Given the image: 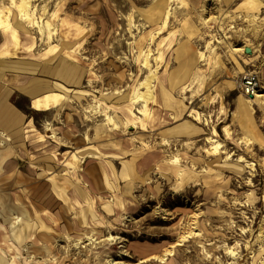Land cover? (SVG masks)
I'll list each match as a JSON object with an SVG mask.
<instances>
[{
	"label": "rangeland",
	"instance_id": "374dc122",
	"mask_svg": "<svg viewBox=\"0 0 264 264\" xmlns=\"http://www.w3.org/2000/svg\"><path fill=\"white\" fill-rule=\"evenodd\" d=\"M184 1L188 6L182 0L167 2L166 28L157 35L164 18L154 14L155 0H32L35 20L51 19L50 45L11 15L21 39H33L34 54L56 50L33 60L12 49L1 55L0 96L7 91L3 77L19 75L37 84V95L52 89L70 102L37 112L21 92L3 95L2 104L17 116L13 123L0 117V264L9 258L3 239L19 250L21 264L26 257L27 264H109V259L119 264H264V231L262 242H254L264 225V0ZM242 13L255 16L260 26L255 38L244 32L248 22ZM68 26L76 39L62 38ZM169 34L171 47L157 75L164 73L172 95L171 109H163L176 117L172 124L148 133L120 125L112 130L98 112H85L93 99L118 106L140 89L147 74L143 52L147 46L156 52V43L169 41ZM245 39L255 51L233 53L231 46L240 47ZM66 50H75L82 63L67 73ZM149 61L154 68L152 57ZM248 73L257 75L255 93L261 95L252 110L245 100L254 95L240 89ZM141 106L137 102L134 112ZM110 116L118 119L119 114L111 111ZM28 119L60 164L26 141ZM243 136L252 142L248 150L239 144ZM207 137L230 158L205 157ZM162 139L188 169L186 181L157 170L158 159L151 158L164 148ZM72 157L80 168L78 180L63 168ZM247 160L254 171L245 166ZM205 166L209 171H202ZM194 214L192 227L199 235L177 245ZM108 235L118 238L107 241ZM170 245L172 254L160 260Z\"/></svg>",
	"mask_w": 264,
	"mask_h": 264
},
{
	"label": "bare ground",
	"instance_id": "6f19581e",
	"mask_svg": "<svg viewBox=\"0 0 264 264\" xmlns=\"http://www.w3.org/2000/svg\"><path fill=\"white\" fill-rule=\"evenodd\" d=\"M167 2H169V0H155L154 2V14H157L158 16L162 14V17L164 18L162 19L161 26L157 29L155 33L157 35L161 34L163 32V29L166 28V22L168 19ZM182 2L184 3V6H188L187 2H185L184 0H182ZM35 11L36 9L35 6L32 4V0H8L7 6L0 5V34L2 38V43L0 44V56L8 51H11L9 49H12V54L21 51V53L27 55L30 60H33V57H38V54H34L32 52L33 47H35L33 39H31L30 37H25L24 40L21 39L16 25L11 22V15L13 13L17 16V21L24 24L28 29L35 28L37 34L40 36V40H42V38H44L45 36V44L50 45V43H52V34H54V29L52 27L51 19L49 18L43 22V20H41V16H39L38 21H36ZM44 12L45 8H43L42 14H44ZM240 17H242L244 21L248 22V25L243 29L244 32H251L253 36L252 38H255L260 31V26L256 24L255 16L248 13H242ZM202 21L203 23H206L207 19L203 18ZM61 31L63 34L62 38L65 40L66 38H69L71 36L74 40L78 36L77 32L75 33L73 29L69 26L66 30ZM171 36L172 34H169V41H158L156 43L155 48L156 52L154 53L152 52V49H150L149 46L146 47L145 51L143 52L142 67L147 69V74L138 85L140 89H134L133 94L127 99V101L119 104L118 106H115L112 104H106L105 102H99L93 99L92 104L85 108V112H98L100 114L99 116H102L106 120V123L111 126L112 130H116L118 125H120L124 130L127 128H132L140 129L142 133H148L150 131L155 132L159 130L163 124H172L176 118L174 114L163 113L164 107L167 108L165 110L171 109L172 95L165 88V85H167V79L164 73L157 75V69L159 67L158 65L160 63V60L164 52L171 47ZM144 38L145 37L143 35L137 40V46L139 48H141V46L143 45ZM153 38L154 35L149 34V40L151 42ZM68 42L69 41H65L66 44H68ZM244 48H249L251 53L255 51V47H253L250 43V40L247 39L243 41L240 47L231 46V51L233 53H241L243 52ZM53 50L55 51L56 48H49L43 55H39L38 58L45 57L50 51ZM75 54V50H66L64 52L63 56L67 64V66L64 67V71L66 73L68 71H71L70 68H78L79 65L82 64L79 57H77ZM151 57L154 61V68L150 66L149 59ZM3 83L7 87V91L0 96V117L10 123H13L16 120L17 115L15 114V109L12 110L2 103L3 95L6 96V94H8L12 89L17 90L29 97L30 108L37 112H47L49 110L62 107L66 103L70 102L69 98L66 95L57 93L52 89H48L47 92L37 95V93L39 92V87L37 86V84L28 82L26 78L20 77L19 75H6L5 77H3ZM99 93H101V95H107L110 92L104 93L103 91H99ZM114 93L116 94V92ZM260 97L261 95L254 93V98H247L245 100L247 107L252 110L253 104H255V102L258 101ZM162 98L165 99V102L162 101ZM137 102H142V106L141 108H138L136 112H134L133 108ZM111 111L115 112L116 114H119L118 119L114 118L113 116H110ZM85 120L89 121L90 119L86 117ZM0 134L2 133L0 132ZM24 134V138L26 139V141L29 142V144L39 147L40 149H42V153L50 154L51 158L54 159L55 162L59 164L61 163L60 160H58L55 156V150L50 152V150L48 149L46 141L41 137V135H39L38 131L35 129L32 119H28L27 124L24 128ZM206 142L210 143V146L203 151L205 157H215L218 155H223V161H226L230 158V153L228 151L225 152L223 150L219 151L218 144H212L215 141L212 140L210 137H207ZM239 144H243L245 146V150H248L252 146V142L250 141V139L244 136L239 141ZM160 146L164 148L158 151L157 153L153 154L154 157L151 158L158 159V163H156L157 170L169 173L180 181H186L187 177L189 176L188 169L179 165L177 153H174V151L172 150L170 151L171 144H168L164 139H162L160 142ZM175 152H178V150L175 149ZM250 158L252 161L255 160L254 156H250ZM74 160L75 159L72 157V159L65 162L63 164V168L65 171L69 172L74 178H76V180H78V172L80 171V168L78 167L77 163L74 162ZM237 160V162H244L242 156H238ZM146 161L148 160H144V162ZM255 161L262 164V161L260 160ZM191 164L192 166H194L193 161L191 162ZM245 164V166H247L250 171L255 170L253 162L247 160L245 161ZM105 167L108 169L107 166ZM202 171H209V168L206 167V169H203ZM118 202H120L119 198L115 197L113 200V206L116 210L120 208ZM162 214L167 215L166 211H163ZM196 216L197 214H194L192 222H188L183 226L182 234L178 237V240L176 242L177 245L181 244L182 241L186 240L190 236L196 237L199 235L198 232L195 231L196 229L194 228ZM263 228L264 225H261V227L258 228V234L256 235L254 242H262V235L264 231ZM117 238V236L108 235L105 237V240L113 241ZM1 246L9 254V258L6 259L7 261L5 264H21V253L14 246H12L7 239L2 240ZM173 247L174 245H170L168 248H166L163 251L162 255L159 257L160 260H163L167 255H171ZM228 253L232 254V251H228ZM122 254L125 255V251H122ZM29 258L30 257L23 258V263H30V260H28ZM108 263L119 264L118 261H114L112 259H109Z\"/></svg>",
	"mask_w": 264,
	"mask_h": 264
},
{
	"label": "built area",
	"instance_id": "2783aa9c",
	"mask_svg": "<svg viewBox=\"0 0 264 264\" xmlns=\"http://www.w3.org/2000/svg\"><path fill=\"white\" fill-rule=\"evenodd\" d=\"M259 80L256 74L248 73L241 77L240 89L247 96H253L258 90Z\"/></svg>",
	"mask_w": 264,
	"mask_h": 264
},
{
	"label": "water",
	"instance_id": "95a60500",
	"mask_svg": "<svg viewBox=\"0 0 264 264\" xmlns=\"http://www.w3.org/2000/svg\"><path fill=\"white\" fill-rule=\"evenodd\" d=\"M244 53H246V54H250V53H251V51H250V49H249V48H244Z\"/></svg>",
	"mask_w": 264,
	"mask_h": 264
}]
</instances>
